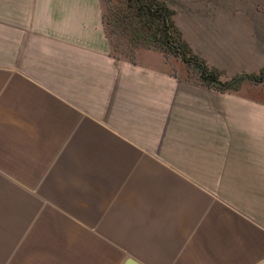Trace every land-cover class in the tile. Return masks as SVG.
<instances>
[{
	"label": "crops",
	"instance_id": "1",
	"mask_svg": "<svg viewBox=\"0 0 264 264\" xmlns=\"http://www.w3.org/2000/svg\"><path fill=\"white\" fill-rule=\"evenodd\" d=\"M160 1L190 47L224 13L214 69H264V19L228 17L264 0ZM127 260L264 264V99L116 56L101 0H0V264Z\"/></svg>",
	"mask_w": 264,
	"mask_h": 264
},
{
	"label": "trees",
	"instance_id": "2",
	"mask_svg": "<svg viewBox=\"0 0 264 264\" xmlns=\"http://www.w3.org/2000/svg\"><path fill=\"white\" fill-rule=\"evenodd\" d=\"M101 5L103 28L116 56L121 53L134 62L138 51L151 50L166 58H179L193 68L192 76L199 83L221 93L238 91L246 80L254 84L264 82V69L259 74L243 73L221 81L219 72L193 53L175 24V12L163 1L101 0Z\"/></svg>",
	"mask_w": 264,
	"mask_h": 264
},
{
	"label": "rangeland",
	"instance_id": "3",
	"mask_svg": "<svg viewBox=\"0 0 264 264\" xmlns=\"http://www.w3.org/2000/svg\"><path fill=\"white\" fill-rule=\"evenodd\" d=\"M102 10H103V7H102ZM232 13L235 14V17L231 16ZM200 14L202 16H205V14H206V17L203 20L199 19V22L192 23L189 26H187V24L183 22V24L185 26V27L184 26L183 27H184L185 31H187V37L192 41L191 49H192L193 53L195 55L199 56L206 63V65L208 67L213 68L214 66L211 64V61H214L213 58H220L222 53H220V51L213 50V47L216 46V45H212V44L206 45V44L200 42L203 39V35L206 34L204 32V29H203V27H204L203 24L209 25L211 23V21L212 22L215 21V19H217L218 17L222 19V17H223L222 14H224V13L210 12V13H200ZM228 14H229L228 17H230L229 18L230 21H231V19H238V15H240V14L241 15H248V16L255 15V18L264 19V5L262 4V5L257 6V11H255V12H253V11L252 12H247V13L246 12H229ZM240 17L243 18L244 16H240ZM241 21L242 20H240V22ZM180 22H182V21L180 20ZM198 29L201 31L200 34H202V36H200V37H199V35H198L197 31H196ZM179 30H180V28H179ZM226 30L228 32L227 31L217 32L216 34H214V33H212L210 31V32L207 33V35L208 36H223V35L227 36V34L231 35L232 32L234 31L232 28H230L229 30L228 29H226ZM183 39L186 41V39L184 37H183ZM226 46H228V48L232 47V45H230V44H227ZM205 47L207 49H205ZM217 47L219 48L220 45H217ZM222 47H225V45H222ZM196 49L204 50V53H205L204 56L206 58H208V60L205 59L204 57H202L201 55H199L196 52ZM120 52H122V51H120ZM155 52H158V51H155ZM158 53H160V52H158ZM160 54L163 55L162 53H160ZM118 55H122V54L119 53ZM233 57L234 58L229 60V61L233 60L234 62H238V60L236 58L238 56L233 55ZM164 58H165L166 65H167L168 68H170V69H172L174 71H180L183 76L195 77V75L192 76L193 68L185 66V64L182 63L179 58H175V57H172V56H169L168 58H166V57H164ZM217 71L219 72V75H220L219 78H220L221 81H228V80H230L232 78V77L227 75L226 70L217 69ZM239 90H241V92L247 97L264 99V82L261 83V84H254L253 82L246 80V81H244L241 84Z\"/></svg>",
	"mask_w": 264,
	"mask_h": 264
},
{
	"label": "water",
	"instance_id": "4",
	"mask_svg": "<svg viewBox=\"0 0 264 264\" xmlns=\"http://www.w3.org/2000/svg\"><path fill=\"white\" fill-rule=\"evenodd\" d=\"M124 264H139L133 260H127Z\"/></svg>",
	"mask_w": 264,
	"mask_h": 264
}]
</instances>
